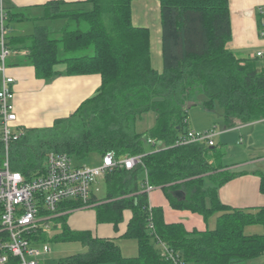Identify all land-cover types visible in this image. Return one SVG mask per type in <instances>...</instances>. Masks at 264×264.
Returning a JSON list of instances; mask_svg holds the SVG:
<instances>
[{
    "label": "trees",
    "instance_id": "16d2710c",
    "mask_svg": "<svg viewBox=\"0 0 264 264\" xmlns=\"http://www.w3.org/2000/svg\"><path fill=\"white\" fill-rule=\"evenodd\" d=\"M133 1L86 0L89 11L62 10L63 3L50 2L44 6L45 19L66 20L59 39L38 27L32 36L7 40L10 50L25 51L38 79L60 75L53 70L58 64L65 65V75L101 78L96 95L69 117L50 128L25 130L9 145L11 171L32 179L44 171L50 152L64 153L73 161L92 153L102 158L112 152L116 159L143 155L133 169L106 174L104 196L92 193L89 199L97 224L117 229L123 213H131L122 237L136 241L137 256L123 257L113 239L71 230L65 216L57 217L50 231H40L34 240L78 242L84 247L85 252L58 264H173L161 256L159 243L181 264H244L264 256V207L236 209L218 200V190L237 176L222 165L225 152L206 142L175 145L189 131L188 109L199 96L204 111L221 110L225 129L264 120V58H239L227 49L228 0H158L162 70L157 72L151 66L148 29L132 25ZM6 13L11 23L15 17ZM260 21L258 13V28ZM88 49L91 55L65 56ZM148 113L154 114L155 123L138 133L135 123ZM148 139L154 143L148 144ZM4 158L0 140V167ZM147 186L161 190L174 210L204 220L217 214L215 228L187 231L183 223H166L163 209L150 206ZM259 191L264 194V176ZM81 204L65 201L56 212ZM249 225H261L263 233L245 235Z\"/></svg>",
    "mask_w": 264,
    "mask_h": 264
},
{
    "label": "crops",
    "instance_id": "0c3cea01",
    "mask_svg": "<svg viewBox=\"0 0 264 264\" xmlns=\"http://www.w3.org/2000/svg\"><path fill=\"white\" fill-rule=\"evenodd\" d=\"M50 2L63 3L62 10L89 11L91 9V5L86 0H4L3 4L6 11H9L15 17L11 23L8 22V38L29 37L35 33L36 28L43 27L49 33L50 38L59 39L63 28L66 26V20L45 19L44 6ZM228 2L231 40L227 44V49L239 58L253 57L257 52H264V40L258 36L257 24V10L264 3V0H228ZM131 22L134 27L148 29L151 66L155 71L161 72L159 1H133L131 5ZM65 69L64 64H58L53 67V70L60 75L49 80L38 79L35 76L34 68L26 61L25 51L15 52L11 50V54L6 59V74L15 81L12 89L15 95L14 106L18 129L25 131L28 129L50 128L56 120L69 117L84 101L96 95L101 84V78L98 74L65 75ZM136 123V131L144 133L153 127L155 116L154 119L153 117L150 119V123L147 125L141 119ZM256 125L264 126V120L247 125L237 124L233 128L225 129L235 132L245 130V136L250 138L248 149L256 141L260 145L253 155L250 154L249 150L245 151L248 156H243L238 160L242 161L240 165L257 164L254 162L264 160V144L260 142L261 139H264V127H255ZM254 128L257 132H253ZM210 129L196 130L189 128L190 131L194 132H206ZM223 131L216 133L215 137L220 136L219 134ZM259 132L260 134L263 133L262 137L259 136ZM214 138L213 145H215ZM248 157H251L250 160H246ZM225 170H228V167L225 166ZM261 176H264V166H245L244 170H241L237 176L218 190V200L221 204L236 209L251 210L264 207V194L259 191ZM148 201L151 207H161L163 209L166 223H183L187 231L210 229L207 226V220H204L200 215L172 209L163 192L159 189H153L149 192ZM92 209L77 211L69 215L67 218L68 227L73 231H89L97 238L113 239L115 244L117 239H125L122 235L131 218L129 211L123 213L122 222L117 226V229H114L111 224H97ZM52 226L53 223L46 232H49ZM37 242L40 245H48V247L50 244ZM120 252L122 254V250ZM50 253L41 257L38 264H58L60 259L65 258H59L57 262L46 261L45 258ZM123 257L132 258L135 256ZM244 264H264V256L246 261Z\"/></svg>",
    "mask_w": 264,
    "mask_h": 264
},
{
    "label": "built area",
    "instance_id": "2783aa9c",
    "mask_svg": "<svg viewBox=\"0 0 264 264\" xmlns=\"http://www.w3.org/2000/svg\"><path fill=\"white\" fill-rule=\"evenodd\" d=\"M0 0V140L5 148L4 162L0 167V264H8L15 259L16 264H38L41 257L50 253L48 245H40L34 240L40 231H46L52 219L59 213L58 206L65 201H79L88 204L91 194H97V182L106 174L119 168L133 169L141 164L143 155L116 159L109 152L101 158L98 166H75L73 160L64 153L50 152L46 156L44 171L32 179L10 169L7 150L24 134L16 126L17 116L14 106V79L6 74V59L11 54L7 47L9 25L7 13ZM261 16L258 36L264 40V3L258 7ZM264 58V52L255 54ZM216 133L188 131L175 145L206 142L212 146ZM153 144L152 140H147ZM153 190L147 186L149 194ZM161 256L173 264H181L178 257L163 243H159Z\"/></svg>",
    "mask_w": 264,
    "mask_h": 264
},
{
    "label": "rangeland",
    "instance_id": "374dc122",
    "mask_svg": "<svg viewBox=\"0 0 264 264\" xmlns=\"http://www.w3.org/2000/svg\"><path fill=\"white\" fill-rule=\"evenodd\" d=\"M74 26L71 28L73 29ZM59 54L63 56L62 54V48L61 45H59ZM91 55L92 54V49L88 50H81L77 51L75 53L67 54L65 56H80V55ZM196 104L194 106H191L188 109V128H193L196 130H204V129H209L213 128L215 133H219L220 131L224 130L220 136L215 137V145L218 147V150L225 151V154L221 160L223 166L228 167V170L231 173L238 174L241 172V170H244V167H250V166H264V160H259L254 163H249L246 165H240V158L243 156H248L247 152L245 151H250V154L253 155L255 154V151L258 150V142L256 141L254 144L250 146V149H248L249 144L248 141L250 138L245 136L244 132L245 130H240V131H227L225 130L224 124L222 122V112L219 108L214 110L213 112H206L202 109L200 106V102L203 100L202 97H196L194 99ZM154 114L153 113H148L145 114L141 117V120L144 122V124H149L150 119H154ZM257 126H262V125H256ZM264 126H262L263 128ZM135 130H137V123L134 125ZM210 129V130H211ZM253 132H257L256 128H254ZM259 136H263V133L260 134ZM241 138V139H240ZM240 139V140H239ZM264 139H261L260 142L264 144ZM159 147V144L156 146V148ZM248 147V148H247ZM262 147V146H261ZM262 151V149H261ZM248 157L246 160H250ZM253 158V157H252ZM258 158V157H255ZM263 158V157H261ZM245 160V159H244ZM75 166H86V167H94L98 166L101 163V156L97 153H92L90 154L87 158L81 160V161H73ZM261 163V164H258ZM96 188H98L97 192V197L101 198L105 194V187L103 184V181L99 180L97 182ZM94 204L88 203V204H81L78 206H75L70 209H66V211L59 213L54 219H52V223L55 221V219L59 216L61 217H66L68 218L69 215H71L74 212L77 211H83V210H88L93 208ZM93 210V209H92ZM94 211V210H93ZM217 214H214L210 217L207 218V223H208V228L214 229L215 228V221H216ZM55 223V222H54ZM244 234L245 235H261L263 233V227L261 225H249L244 228ZM117 246L122 250V255L123 256H136L137 255V246L136 242L133 239H117L116 240ZM50 248V255L45 258L46 261L50 260L53 262H57L59 258L62 257H67L73 254H77L80 252H84L85 249L84 247L78 243V242H67V243H61V242H56V243H50L49 244Z\"/></svg>",
    "mask_w": 264,
    "mask_h": 264
},
{
    "label": "water",
    "instance_id": "95a60500",
    "mask_svg": "<svg viewBox=\"0 0 264 264\" xmlns=\"http://www.w3.org/2000/svg\"><path fill=\"white\" fill-rule=\"evenodd\" d=\"M178 197H183V194H181V193H178V194H176Z\"/></svg>",
    "mask_w": 264,
    "mask_h": 264
},
{
    "label": "bare ground",
    "instance_id": "6f19581e",
    "mask_svg": "<svg viewBox=\"0 0 264 264\" xmlns=\"http://www.w3.org/2000/svg\"><path fill=\"white\" fill-rule=\"evenodd\" d=\"M61 218V217H60ZM63 219V218H62Z\"/></svg>",
    "mask_w": 264,
    "mask_h": 264
}]
</instances>
